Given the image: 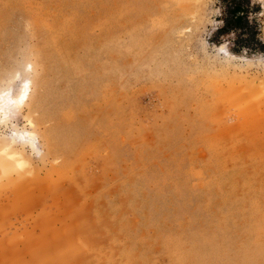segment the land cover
I'll return each instance as SVG.
<instances>
[{
  "label": "rangeland",
  "instance_id": "374dc122",
  "mask_svg": "<svg viewBox=\"0 0 264 264\" xmlns=\"http://www.w3.org/2000/svg\"><path fill=\"white\" fill-rule=\"evenodd\" d=\"M220 15L219 0H0V84L31 79L19 131L43 151L0 184V264L71 249L66 264H264V52L209 54Z\"/></svg>",
  "mask_w": 264,
  "mask_h": 264
},
{
  "label": "clouds",
  "instance_id": "9594fccd",
  "mask_svg": "<svg viewBox=\"0 0 264 264\" xmlns=\"http://www.w3.org/2000/svg\"><path fill=\"white\" fill-rule=\"evenodd\" d=\"M252 3H259L264 9V0H252ZM219 12L220 10L215 15H219ZM259 17H264V10L257 14V18ZM213 21L215 20L213 19ZM208 25L212 26V31L206 30L205 33L211 36L219 25L218 23ZM229 36L231 39L222 37L223 42L219 46L209 45L208 40L204 38V43L207 45L206 51L219 57L225 65H246L253 58L247 56V50H244V53L239 56L231 52L230 47L235 36L234 33H230ZM255 57L257 58L255 63L264 66V55ZM30 85L31 81L25 80L17 94L14 89L9 91L3 84H0V183L4 182L8 176L28 173L32 167V159H39L43 154L39 147V136L36 131H19L23 128L19 120L22 119L21 113L30 94Z\"/></svg>",
  "mask_w": 264,
  "mask_h": 264
},
{
  "label": "trees",
  "instance_id": "16d2710c",
  "mask_svg": "<svg viewBox=\"0 0 264 264\" xmlns=\"http://www.w3.org/2000/svg\"><path fill=\"white\" fill-rule=\"evenodd\" d=\"M221 15L218 20L221 24L213 32V41L220 43L222 37L234 33V40L230 51L234 54L264 52V41L261 39V24L257 14L262 11L259 3L252 0H219Z\"/></svg>",
  "mask_w": 264,
  "mask_h": 264
},
{
  "label": "bare ground",
  "instance_id": "6f19581e",
  "mask_svg": "<svg viewBox=\"0 0 264 264\" xmlns=\"http://www.w3.org/2000/svg\"><path fill=\"white\" fill-rule=\"evenodd\" d=\"M180 1H182V0H180ZM179 4H180V3H179ZM26 80L31 81V79H29V78L26 79ZM218 86H219V85H218ZM256 87H258V86H256ZM8 90L11 91L12 88H8ZM31 90H32V81H31V85H30V89H29V92H30V93H31ZM249 90H250V89H249ZM255 90H256V89H255ZM252 93H253V92H252ZM29 96H30V94H29ZM29 96H28V99H29ZM246 98H247V96H246ZM246 98H244V99H246ZM28 99H27V101H28ZM251 108H252V106H251ZM251 108H250V109H251ZM247 111H248V110H247ZM250 111H251V110H250ZM248 116H249V115H248ZM259 117H260V116H259ZM253 118H254V117H253ZM248 119H249V118H248ZM260 119H261V118H260ZM255 120H259V118L255 119ZM255 120H253V121H255ZM29 123L31 124V126L34 125V123H33L32 121H29ZM262 128H263V127H262ZM261 136H262V135H261ZM244 147H245V146H244ZM263 161H264V160H263ZM35 172H36V171H35ZM33 173H34V172H33ZM11 177H14V176H9V178H11ZM7 178H8V177H7ZM17 178H19V182H20V180H22V178H23V177H22V174H21V176H20V175H19V176H16V179H17ZM14 179H15V178H14ZM23 179H24V178H23ZM46 179H47V178H46ZM25 180H26V179H25ZM11 181H12V179H11ZM52 181H53V180H52ZM75 181H76V180H75ZM8 182H9V181H8ZM15 182L17 183V180H15ZM24 182H25V181H24ZM42 182H43V181H42ZM55 182H56V181H55ZM27 183H28V182H27ZM0 184H1V183H0ZM3 184H4V182H3ZM12 184H14V182H13ZM17 184H18V183H17ZM17 184H16V185H17ZM20 184H21V183H20ZM5 185H6V184H5ZM5 185H3V186H5ZM18 185H19V184H18ZM57 185H58V184H56V186H57ZM0 186L2 187V185H0ZM14 186H15V185H14ZM14 186H13V187H14ZM19 186H20V185H19ZM1 187H0V188H1ZM11 187H12V186H11ZM22 187L24 188V186H22ZM33 187H34V186H33ZM8 188H9V187H8ZM55 188H56V187H55ZM88 188H89V187H88ZM25 189H26V188H25ZM30 189H31V188H30ZM48 189H49V188H48ZM2 190H3V189H2ZM21 190H22V189H21ZM53 190H54V188H53ZM19 191H20V190H19ZM23 191H24V189H23ZM23 191H22V192H23ZM31 191H33V190H31ZM68 191H69V190H68ZM35 193H36V192H35ZM67 193H68V192H67ZM56 195H57V194H56ZM63 196H64V195H63ZM27 207H28V206H27ZM76 207H77V206H76ZM86 210H87V209H86ZM82 211H83V210H82ZM42 214H43V213H42ZM44 215H45V214H44ZM52 215H53V214H52ZM45 216H46V215H45ZM66 216H67V215H66ZM73 216H74V215H73ZM86 217H87V216H86ZM47 218H48V217H47ZM80 219H81V218H80ZM57 220H58V219H57ZM57 220H56V221H57ZM82 220H83V219H82ZM45 221H46V220H45ZM68 222H69V221H68ZM43 223H44V222H43ZM45 223H46V222H45ZM59 226H60V225H59ZM59 226H58V227H59ZM39 227L41 228V226H39ZM50 228H51V227H50ZM60 230H61V229H60ZM82 235H83V234H82ZM86 235H87V234H86ZM32 236H33V235H32ZM35 236H36V235H35ZM46 237H47V236H46ZM69 238H70V237H69ZM30 239H31V237H30ZM67 239H68V238H67ZM0 240H1V239H0ZM37 240H38V239H37ZM68 240H69V239H68ZM70 240H71V239H70ZM91 240H92V239H91ZM53 241H54V240H53ZM64 241H65V240H64ZM82 241L84 242V243H83V242L81 243V246L83 247L82 244H85L86 241H84V240H82ZM13 242H16V241L13 240ZM13 242H12V243H13ZM30 242H31V241H30ZM32 242H33V241H32ZM49 242H50V241H49ZM65 242H66V241H65ZM10 243H11V242H10ZM10 243H9V244H10ZM38 243H39V241H38ZM51 243H52V242H51ZM71 243H72V242L68 243V246H69V245L72 246ZM62 244H63V243H62ZM86 244H87V243H86ZM86 244H85V246H86ZM1 245H2V243H1ZM66 245H67V244L65 243L64 247H65ZM70 246H69V247H70ZM1 247H2V246H1ZM64 247H62V248H63V251L66 250V249H64ZM82 247H80V248L82 249ZM34 248H35V247H34ZM41 248H42V247H41ZM72 248H74V247H72ZM84 248H85V247H84ZM0 249H1V248H0ZM29 249H30V248H29ZM31 249H32V247H31ZM36 249H37V247H36ZM60 249H61V246H60V248L58 249L59 252L61 253L62 250L60 251ZM68 249H69V248L67 247V250H68ZM13 250H14V249H13ZM32 250H34V249H32ZM39 250H40V249H39ZM41 250H42V249H41ZM41 250H40V251H41ZM49 250H50V249H49ZM94 250H95V249H94ZM114 250H115V249H114ZM46 251H47V249H46ZM53 251H54V250H53ZM71 251L73 252L74 249H71V250L66 251V252L64 251L62 255H61V254H58V252H56L55 254H56L57 257H55V258H53L54 255H52L54 252H53L52 254H51V252H50V255H49V253H47L46 258L48 259V256H52L53 259H50V258H49V260H51L50 264H52V262L57 261V259H58V261H59V259H60L61 264H62V262H63V263L65 262L64 264H66V263L68 262V259L73 255V253H72ZM28 252H29V251H28ZM32 252H33V251H32ZM34 252H35V251H34ZM36 252H37V251H36ZM68 252H69V253H68ZM70 252H71V253H70ZM4 253H5V252H4ZM9 253H10V252H9ZM66 253H68V255L66 256L67 258L65 259V256H64V255H65ZM94 253H95V252H94ZM5 254H7V253H5ZM5 254H4V256H5ZM37 254H38V253H37ZM39 254H40V253H39ZM16 255H22V254H16ZM33 255H34V254H33ZM43 255H44V254H43ZM58 255H59V256H58ZM70 255H71V256H70ZM101 255H102V254H101ZM34 256H35V255H34ZM39 256H40L41 258H45V257H44L45 255H44L43 257H42V255H39ZM61 256H62V257H61ZM99 256H100V255H99ZM99 256H98V258H99ZM6 257H7V256H6ZM6 257H4V258H6ZM12 257L15 258V255H13ZM16 257H17V256H16ZM19 257H20V256H19ZM36 257H37V255H36ZM59 257H61V258H59ZM63 257H64V259H63ZM2 258H3V257H2ZM38 258H39V257H38ZM41 258H40V259H41ZM46 258L44 259V261H43V259H41V260H42V261H41V264H46V263H47L48 260H47ZM100 258H101V257H100ZM31 259H32V258H31ZM40 259H37V262L40 263V261H39ZM54 259H55V261H54ZM7 260H9L8 257H7ZM7 260H6V261H7ZM16 260H17V259H16ZM52 260H53V261H52ZM62 260H63V261H62ZM66 260H67V262H66ZM100 260H101V259H100ZM100 260H99V261H100ZM3 261H4V259H3ZM28 261H29V259H28ZM32 261L34 262V260H32ZM45 261H46V262H45ZM1 262H2V261H1ZM8 262L10 263V260H9ZM13 262H14V260H13ZM29 262L31 263V261H29ZM60 262H59V263H60ZM9 263H8V264H9ZM21 263H22V262H21ZM39 263H35V264H39ZM59 263H58V264H59ZM11 264H13V263H11ZM15 264H17V263H15ZM48 264H49V263H48ZM55 264H56V262H55Z\"/></svg>",
  "mask_w": 264,
  "mask_h": 264
}]
</instances>
